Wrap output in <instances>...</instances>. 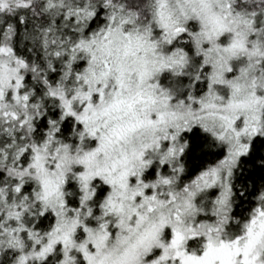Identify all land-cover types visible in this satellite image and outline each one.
<instances>
[{"label": "snow or ice", "instance_id": "6c2138e0", "mask_svg": "<svg viewBox=\"0 0 264 264\" xmlns=\"http://www.w3.org/2000/svg\"><path fill=\"white\" fill-rule=\"evenodd\" d=\"M0 264H264V0H0Z\"/></svg>", "mask_w": 264, "mask_h": 264}]
</instances>
